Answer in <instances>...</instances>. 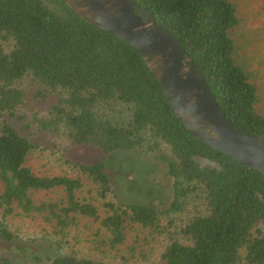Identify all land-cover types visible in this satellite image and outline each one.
Masks as SVG:
<instances>
[{"label":"trees","instance_id":"1","mask_svg":"<svg viewBox=\"0 0 264 264\" xmlns=\"http://www.w3.org/2000/svg\"><path fill=\"white\" fill-rule=\"evenodd\" d=\"M133 2L179 42L233 127L264 135V0ZM65 145L165 165L169 206L125 201L102 159ZM36 151L60 170L36 168ZM13 221L56 251L38 254ZM25 250L34 264H264V176L192 138L138 52L61 0H0V264Z\"/></svg>","mask_w":264,"mask_h":264},{"label":"water","instance_id":"2","mask_svg":"<svg viewBox=\"0 0 264 264\" xmlns=\"http://www.w3.org/2000/svg\"><path fill=\"white\" fill-rule=\"evenodd\" d=\"M86 23L134 48L195 140L264 176V135L236 130L179 42L133 0H61Z\"/></svg>","mask_w":264,"mask_h":264},{"label":"rangeland","instance_id":"3","mask_svg":"<svg viewBox=\"0 0 264 264\" xmlns=\"http://www.w3.org/2000/svg\"><path fill=\"white\" fill-rule=\"evenodd\" d=\"M254 24L255 22L250 19L248 26H253ZM263 83L264 80L261 81V85ZM259 106L264 111V89ZM40 144H44V141H40ZM55 144L61 145V142H56ZM63 148V152L81 160L95 161L102 159L105 163L106 171L112 180L113 189L125 201L140 202L156 211L165 210L169 206L172 197L171 179L167 174L165 165L134 151H117L104 156L98 149L91 146L73 148L65 145ZM46 155V153L38 151L33 154L32 157L36 168H41V170L45 168L60 170L59 163L54 160L58 155ZM85 190L88 191L87 189ZM85 190L82 195H85ZM14 230H17L24 241L27 240L25 241L27 245L36 241V246H39L36 248L38 254L39 252L51 253L56 251L55 248L51 249L48 246L47 248L43 246V242L39 240L42 236L41 232L38 229L36 230V227L31 223L15 221ZM74 248L80 249L78 246H74ZM11 254H14L13 257L17 260L16 264H34L29 250H25L24 254L16 253L15 251ZM38 256L43 259L42 255Z\"/></svg>","mask_w":264,"mask_h":264}]
</instances>
